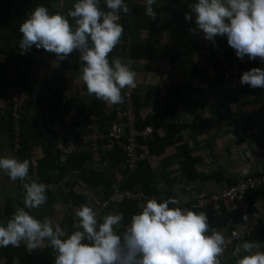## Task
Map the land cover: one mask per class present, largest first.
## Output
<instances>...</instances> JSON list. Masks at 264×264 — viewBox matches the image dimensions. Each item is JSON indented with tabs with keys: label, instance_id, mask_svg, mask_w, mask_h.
<instances>
[{
	"label": "crops",
	"instance_id": "1",
	"mask_svg": "<svg viewBox=\"0 0 264 264\" xmlns=\"http://www.w3.org/2000/svg\"><path fill=\"white\" fill-rule=\"evenodd\" d=\"M138 1L139 3L127 0L130 9L128 36L130 43L147 44L150 48L149 56L133 58V71L136 73L135 80L138 84V113L141 118H145L148 114L160 112L161 124L157 128L160 136L169 134V125L179 126L171 135L175 142L167 145L160 154L149 157L158 196L168 193L169 197L181 199L183 202L178 205L181 206L198 196L216 193L244 171L264 172V90H235L229 87V80L238 74L239 66L257 64L258 58H237L224 36H216L214 45L205 40L200 32L195 31L193 21H186L184 18L191 0H157V4L153 5L154 11L157 10L153 24L152 18L144 14V0ZM72 4L73 0H52V4L45 7L50 13L66 14ZM100 7L103 8V0ZM26 53L31 60V70H28L31 71V78L28 81L31 82L30 85L36 86L34 93L41 91L38 85L42 78H52L61 87L66 88L64 97L72 101L73 109L77 111L79 107L85 109L92 105V100L96 97L90 95L83 87L78 74L80 67L64 69L60 61L55 62L52 53L43 49L37 50L33 47ZM70 55L71 53L67 58L71 59ZM44 93L49 94V91L45 90ZM1 99L0 119H5L9 115L8 106L5 107ZM25 104L24 119L27 127L24 133L29 135L28 129L36 130L35 139L30 140L34 158L29 159L30 166L35 170V159L41 156V143L47 131L39 126V123H42L41 109L38 107L41 99L35 95L29 104ZM103 107L106 111L110 105L105 103ZM149 125L156 131L153 124ZM185 152L196 159L194 178H188L183 171ZM0 155L14 156L9 148L8 135L3 124H0ZM106 173H110L116 183H120L123 178L120 170H110ZM77 178L76 172H68L63 180L54 186L53 193L57 189L64 193L62 198L53 194L54 199L46 202L48 205L52 204L51 212L47 213L45 210L49 206L31 209V212L35 216L49 218L54 225L59 224L66 233L69 230L72 232L69 224L77 219L74 215L77 207L63 183ZM74 189L81 193L92 207L103 197V189L100 187L80 184ZM17 194L16 182L10 181L0 173V205L5 196L15 197ZM65 197L68 198L66 202ZM62 205L65 208L63 212ZM117 206L112 205L103 211L100 222L106 214L118 212ZM253 206L260 224H264V188L254 197ZM139 211L140 205L135 213ZM130 216L114 226V230L122 233ZM233 219L234 215L222 211L216 213L214 221L210 222L208 219V224L210 229H218L224 234L231 227ZM263 230L260 229L259 232H264ZM248 240L264 242V238L257 240L250 237ZM239 244L234 245L235 249ZM22 248L28 250L24 244ZM33 250L28 251L39 257L36 264L49 263L50 261L42 259L46 253H54V250L48 247ZM0 257L4 258L0 259V264H22L17 257L8 263L3 247H0ZM234 261L235 256L229 254L220 260V264H234Z\"/></svg>",
	"mask_w": 264,
	"mask_h": 264
},
{
	"label": "clouds",
	"instance_id": "2",
	"mask_svg": "<svg viewBox=\"0 0 264 264\" xmlns=\"http://www.w3.org/2000/svg\"><path fill=\"white\" fill-rule=\"evenodd\" d=\"M100 3L73 0L66 14L50 13L37 5L19 25L18 48L21 54L33 47L43 49L54 55L56 63L78 52L83 86L90 95L113 105L123 102V89L136 86V73L120 57L108 58L124 31L121 15L130 9L126 0H103V8ZM155 4L157 0H144V14L149 18L156 16ZM184 18L193 21L195 31L213 45L216 36H224L237 58L264 62V0H191ZM239 83L248 86L235 90H264V68L243 71ZM52 151L56 153L53 147ZM29 167V159L0 155V173L10 181L22 182L24 190L23 206L0 221V247H19L21 243L28 250L50 247L55 252L53 264H220L223 233L210 229L205 212L180 207L183 201L174 197L146 199L122 233L114 230L124 219L122 213L106 214L98 222L88 204L75 209L76 230L70 233L47 217L35 218L29 210L45 204L46 185L32 178L26 181ZM233 255L234 264H264V242L244 240Z\"/></svg>",
	"mask_w": 264,
	"mask_h": 264
},
{
	"label": "trees",
	"instance_id": "3",
	"mask_svg": "<svg viewBox=\"0 0 264 264\" xmlns=\"http://www.w3.org/2000/svg\"><path fill=\"white\" fill-rule=\"evenodd\" d=\"M52 4V0H0V39L2 36H5V41L0 42V89L1 96L7 99L9 96L7 94V88L10 85L19 86L20 78L24 77V82L22 83V87L29 95V99H27L26 103H30L32 101V96L36 95V97L41 99L40 108L45 109L46 112L54 117L56 113H60L62 116L63 122H71L77 123L80 125V122L77 121L80 116L83 114H99L104 112L105 102L98 100L97 98L92 100V105L88 106V112L85 113L86 109L79 108L77 110L78 116L76 119H71L70 115L74 112L72 110V101L66 100L65 105L61 108V100L64 97L65 87H61L59 83L54 81L52 78H42L38 87L41 89L38 93H34L35 85H30L29 79H26V72L22 74V70L18 68V65L23 67L24 71L31 70V60L30 56L27 53L21 54L18 48V42L21 38V34L18 31L20 23L23 22L24 19L27 18V15L31 10L37 5L50 6ZM157 12V10H155ZM156 18V16H155ZM154 18V19H155ZM152 18V23L153 20ZM155 21V20H154ZM17 41V42H16ZM7 43L8 48L3 49V44ZM9 43V44H8ZM125 37L121 36L118 44L112 49V51L108 54L109 61L113 57H122L125 53L126 49ZM129 54L132 58H137L139 56H149L150 48L147 44H133L129 42L128 45ZM53 59H55L54 55L51 54ZM5 58L2 59V57ZM71 59L65 58L60 61L62 68H79L80 60L79 53L73 51L71 53ZM11 64L13 67V79L8 78L7 66ZM256 63L253 65L239 66L238 74H241L243 71H246L252 67H255ZM244 67V68H243ZM21 70V71H20ZM24 75V76H23ZM26 79V80H25ZM57 84V85H56ZM84 87V86H83ZM85 88V87H84ZM249 87L248 89H250ZM39 89V90H40ZM49 91V94H45L44 91ZM86 90V88H85ZM137 90L134 94L135 99V107L136 112L138 113V103H137ZM43 104V107H41ZM25 104V108H26ZM139 115V113H138ZM160 112H156L154 114H148L145 118H141L139 115L138 126L144 127L149 124H153L156 131H152L150 137L146 141H141L140 144L143 147V150L146 153V156L143 160H140L137 166L132 170L122 169L120 172L123 175L119 185L121 188H126L130 190L141 189L146 194H153L159 198V201L163 199L169 198L168 193L166 195L159 197L158 189L156 187V180L154 176V172L150 167L149 157L160 154L164 148L175 142L171 135L175 132V128L178 125H169V134L167 136H160L157 133V128H159L161 121L159 118ZM2 116L1 108H0V117ZM5 118V117H4ZM25 113L22 116V131L19 136L18 148L14 153V156L18 159H30L34 158L33 153V145L30 140L35 139L36 130L31 131L27 130V134H25V129L27 125L25 124ZM74 121V122H73ZM0 124L4 125L5 133L8 135V138H12V129H11V120L9 119V115L5 119H0ZM39 126H44L43 123H39ZM176 126V127H175ZM179 127V126H178ZM152 136V138H151ZM151 138V139H150ZM10 143V142H9ZM53 143L49 138L48 133L44 137L41 143V156L36 158L35 172L33 168L29 167V176L26 177V181L30 178L37 180V182L44 183L46 185V202H50L54 199L53 189L54 186L63 180L64 176L68 172H76L78 174V178L71 182H64V186L68 188V195L72 197L74 200V204L76 207H79L81 204H88L85 198L81 195V193L75 191V187L77 185L82 186H94L100 187L102 190V196L108 197L112 193L111 184L113 183V178L110 173L104 172L102 169H95L89 167L90 153H73L68 156H58L56 153L52 151ZM185 152L183 164V171L185 172L188 178H194L195 176V167L194 163L196 161L195 158L186 155ZM110 156L111 166H118L121 161L122 156L119 154H113L112 152L107 153ZM119 171V170H118ZM6 176V175H5ZM7 177V176H6ZM218 179L217 176H215ZM8 178V177H7ZM25 181V182H26ZM232 183V182H231ZM230 184V183H229ZM16 185L18 188V194L15 197L5 196L1 201L0 205V221H6L10 218L12 212L17 207H22V199L24 195V190L22 188V182L16 181ZM264 185L257 189H251L246 193L247 200L251 204L252 210L255 209L253 206L254 197L258 195L259 190L262 191ZM65 202L68 201V198H64ZM38 208H43L46 203ZM89 205V204H88ZM117 210L118 212L123 214L124 219L126 220L128 216L134 214L137 211L138 203L134 200L122 198L117 202ZM90 206V205H89ZM170 207L172 205H169ZM92 207V206H91ZM95 209V206L92 207ZM30 213L37 219L43 220L44 217L35 216L31 210ZM206 212L209 221L215 220L216 212L210 207L203 209ZM255 211V210H254ZM236 217V213H231ZM71 224H69V227ZM264 224H260L256 227V230L251 235V237L256 238L257 240L264 238V232H259L260 229L263 230ZM264 231V230H263ZM70 232V230H69ZM68 232V233H69ZM22 244L19 247H12L9 245L8 247H3L6 251V259L8 263H11L12 260L17 257L18 261L22 264H36L38 262L39 257L35 255L33 252H29L26 249L22 248ZM50 249V247H48ZM52 249V248H51ZM52 264V263H47Z\"/></svg>",
	"mask_w": 264,
	"mask_h": 264
},
{
	"label": "built area",
	"instance_id": "4",
	"mask_svg": "<svg viewBox=\"0 0 264 264\" xmlns=\"http://www.w3.org/2000/svg\"><path fill=\"white\" fill-rule=\"evenodd\" d=\"M134 1L139 3L138 0ZM128 16V14H122L119 21L123 25L124 31L122 36L125 37L127 45L121 60L133 70V58L130 56L128 48L130 42L128 36ZM255 67L264 68V62H261L258 58ZM239 76L240 74L232 77L229 82L231 88L241 89L248 86L247 84L242 85L239 83ZM8 78L13 79V77ZM137 89V82L134 88L123 89L121 91L123 102L110 105V108L103 113L83 114L77 119L80 125L74 121V123L63 122L60 113H56L54 117H51L43 109L41 121L44 125L43 128L47 131L49 138L53 142L54 151L60 156H68L73 153H90L89 167L102 169L104 172L122 169L129 171L134 169L138 162L146 156L140 140L146 141L153 131L151 125L138 126L140 117L136 112L134 99ZM6 91L9 96L7 100L12 129L11 144L13 145V151H16L22 131V116L25 112L24 104L29 99V95L26 90L15 85H10ZM34 97L33 95L31 98ZM65 101V98H62L61 108L64 107ZM72 110L74 112L70 117H72L71 119H76L79 114L75 109L72 108ZM109 152L122 156L118 166H111V157L107 155ZM263 185L264 172L249 173L244 171L238 174L232 183L216 193L198 196L180 206L187 207L192 211H203V209L210 207L216 213H221L222 211L236 213L231 227L223 234L225 237L224 251L219 257L220 260L229 254L233 255L235 250L234 245L248 240L259 225L260 219L256 212L252 210L246 193L251 189H257ZM111 189L112 193L110 196L102 197L94 205L98 222L102 212L110 206L117 204L122 198L134 200L139 205H142L148 198H155L159 201V198L153 194L148 195L141 189H124L116 182L111 184ZM71 230H76V220L72 222ZM54 255L55 252L52 255V264Z\"/></svg>",
	"mask_w": 264,
	"mask_h": 264
},
{
	"label": "rangeland",
	"instance_id": "5",
	"mask_svg": "<svg viewBox=\"0 0 264 264\" xmlns=\"http://www.w3.org/2000/svg\"><path fill=\"white\" fill-rule=\"evenodd\" d=\"M5 36H2L1 37V39H0V42L2 41H5ZM8 48V45H7V43H5V44H3V49H7ZM3 58H5V56H3L2 57V59ZM18 68H20L22 71V74H24L25 72H26V79H30L31 78V71H28V70H26V71H24V69H23V67H21V65H18V67H17V70H19ZM0 69H1V67H0ZM13 68H12V66L10 67V64H8V66H7V72H8V77H13ZM24 72V73H23ZM72 74V73H71ZM24 76V75H23ZM25 79V80H26ZM20 82L21 83H19V86L18 87H20L21 89L23 88L24 89V87H22V83L24 82V77H21L20 78ZM4 104H5V107H7L8 106V102L7 101H4L3 102ZM34 172H35V170H34ZM62 189V191H64V189L63 188H61ZM63 193L64 192H60V190H55L54 191V195H56L58 198H60V196H61V198L63 197ZM59 200V199H58ZM45 206H49V208H47V209H45L46 211H47V213H49V212H51L52 211V209H53V207H52V204L51 205H48V204H46ZM41 210H43V209H41ZM36 211H38L39 212V210H36ZM63 211H65V208H64V205H62L61 206V212H63ZM32 251H34V250H32ZM39 253V252H38ZM52 253V252H51ZM50 252H48V253H46L45 254V257L42 259V261H50V263L52 262V260H51V258H52V254H51ZM39 256H40V254H39ZM41 256H43V255H41ZM0 259L1 260H3L4 258L3 257H0Z\"/></svg>",
	"mask_w": 264,
	"mask_h": 264
}]
</instances>
